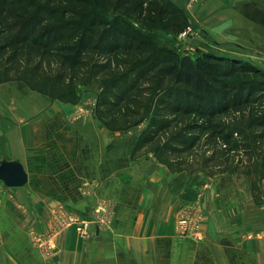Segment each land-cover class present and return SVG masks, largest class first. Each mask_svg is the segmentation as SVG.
I'll use <instances>...</instances> for the list:
<instances>
[{"label": "trees", "instance_id": "obj_1", "mask_svg": "<svg viewBox=\"0 0 264 264\" xmlns=\"http://www.w3.org/2000/svg\"><path fill=\"white\" fill-rule=\"evenodd\" d=\"M11 4L0 0V82L72 103L81 90H96V116L109 129L146 122L131 157L151 151L172 172L241 174L262 199L264 70L241 56H192L136 28L127 32L96 12L111 0L20 3L36 12L15 23L7 21ZM59 9L72 17L59 18ZM55 10L57 19L47 17ZM169 22L178 33L187 25L181 16Z\"/></svg>", "mask_w": 264, "mask_h": 264}, {"label": "rangeland", "instance_id": "obj_2", "mask_svg": "<svg viewBox=\"0 0 264 264\" xmlns=\"http://www.w3.org/2000/svg\"><path fill=\"white\" fill-rule=\"evenodd\" d=\"M9 1L12 2L7 14V21L10 23L21 22L36 12L35 7L26 8L20 3L31 2L59 7L68 2V0ZM111 1L113 5H110V9H97L96 12L111 23L118 20L119 25L127 29V32L130 27L136 28L156 37L160 44L181 53L188 51L187 53L192 56L201 51L241 56L264 70V24L258 28L262 30V35L252 34L254 32L251 30L247 35H239L240 30L236 29L235 39L229 37L228 27L231 23L235 27H240L242 23L250 22V28L254 30L255 22L260 21V18L257 19L255 13L250 10L245 12V17H240L239 4L235 6L234 1L232 4L231 0ZM232 8L235 10L232 11ZM59 13L62 14L59 17L62 19L72 17V14L64 13L61 9ZM58 15V10L47 13V17L54 19H57ZM175 16L183 17L187 25L192 28L184 38H180L178 31L171 27L173 23H170L169 19L174 20ZM17 30V26L11 28V32ZM96 94V90L85 88L81 90L79 101L72 103L51 98L20 81L0 82V159H21L28 174L27 181L21 186H6L0 179V243L3 246L2 250L7 254H17V257H23L24 262L30 263L35 251L44 255L52 254L56 246L53 245L51 248L49 239L55 238L66 229L72 228L80 238L90 240L96 225L105 223L107 218L105 202L92 188H87L90 182L89 178H85L86 175L82 178L80 174L74 180L80 187L79 198L86 202L84 207L70 210L61 204H55L52 211L38 210L37 207L40 205L37 201L45 202L47 198L62 199L65 195H34V182H39L38 186L42 189L53 183L67 182L65 178L39 179L34 177V174H63L58 168L60 167L61 170V167L68 163L66 160L68 156L61 149L62 151H59L57 155L61 158L56 159V168L52 172H48L45 168L40 169L41 164L34 166V105L48 102L49 105L54 103L64 108L71 107L78 112L77 116L80 114L86 121L84 137L81 136L79 139L71 125H68L70 124L68 120L61 124L55 123L52 126L54 130L50 127L51 132L50 130L49 132L54 138L49 137L46 139L47 142H118L119 152L125 153L130 142H135L136 137L146 125V122H143L127 130L109 129L96 116ZM20 133L27 137L22 152L19 151L21 149L19 142H22L25 137L22 139ZM143 154L154 156L151 151ZM49 170H51L50 167ZM167 171L171 181L175 183V177L179 179L181 183L177 185L183 188V192L185 191L186 198L183 197L180 210L197 206L204 210L201 209L204 212L203 220H205L209 212L207 206L211 203V209L214 211L212 214L214 226L218 227V230H226L232 238H239L237 240L241 243H236V248H242L244 244H247L252 250H264V178L261 184L262 199L256 201L250 195L249 184L244 175L236 173L207 175L200 170L193 173L172 172L168 169ZM65 174L68 175L67 172ZM207 191H209L208 196H206ZM177 213L179 212H176L175 217L178 216ZM70 215L76 219L88 220L91 225L89 233L91 235L83 237L74 223H68L65 219ZM246 261L243 262L257 263V260L253 259ZM262 261L264 262V259ZM231 262L236 264L237 260L233 259Z\"/></svg>", "mask_w": 264, "mask_h": 264}, {"label": "crops", "instance_id": "obj_3", "mask_svg": "<svg viewBox=\"0 0 264 264\" xmlns=\"http://www.w3.org/2000/svg\"><path fill=\"white\" fill-rule=\"evenodd\" d=\"M233 1L235 6L239 4L240 17H245V12L250 10L260 21L255 22L254 30L250 28V22L242 23L240 27L231 23L229 37L235 39L236 29L240 30L239 35H247L251 31L254 32L252 34L262 35V30L258 28L264 24V0H231L230 3ZM76 114L78 112L74 108L54 103L34 105V166L41 164L40 169L52 172L56 168V159L61 158L57 156L59 151L63 149L68 156V163L61 170L58 168L63 174H34L39 179L67 180L63 184L53 183L45 189L38 186L39 182H34V195H65L62 199L37 201L40 205L37 208L52 211L55 204L70 210L84 207L86 202L79 198L80 187L74 182L76 176L82 174V178L85 175L89 178L87 188H92L105 202V223L96 225L90 240L80 238L72 228L66 229L53 238L52 244L56 248L52 254L35 251L30 263L24 262L23 257H17V254H7L0 243V264H233V259L237 260L236 264H246V260L251 259L257 260L256 264H264V250H252L247 244L236 248V243H241L237 240L239 238H232L226 230H218L214 226L211 203L207 206L209 212L205 220L204 210L196 206L202 213L197 235L179 233L175 215L183 211L180 206L183 197L186 198L183 188L177 185L181 182L176 177L175 183L172 182L167 167L154 156L139 154L131 157L129 151L134 142H130L127 152L121 153L118 142L46 141L49 137L54 138L50 127L54 130L52 126L55 123L68 120V125L79 139L84 137L86 121ZM20 136L22 139L25 137L19 142V151L22 152L27 137L23 133ZM208 194L209 191L206 196Z\"/></svg>", "mask_w": 264, "mask_h": 264}, {"label": "built area", "instance_id": "obj_4", "mask_svg": "<svg viewBox=\"0 0 264 264\" xmlns=\"http://www.w3.org/2000/svg\"><path fill=\"white\" fill-rule=\"evenodd\" d=\"M191 29L192 28L190 25L185 26L179 32V37L184 38L185 36H187V34L190 33ZM65 220H67L68 223H74L77 231L80 232L83 237L89 235L91 230V225L89 224L88 220L84 218L76 219L72 215L68 216V218H66ZM201 221H202L201 211L195 207H192V208H187L178 214L176 219V226L178 228L179 233L197 235ZM52 240H53L52 238L49 239L51 248H53Z\"/></svg>", "mask_w": 264, "mask_h": 264}, {"label": "water", "instance_id": "obj_5", "mask_svg": "<svg viewBox=\"0 0 264 264\" xmlns=\"http://www.w3.org/2000/svg\"><path fill=\"white\" fill-rule=\"evenodd\" d=\"M27 178V171L19 160L0 159V179L6 186H21Z\"/></svg>", "mask_w": 264, "mask_h": 264}]
</instances>
